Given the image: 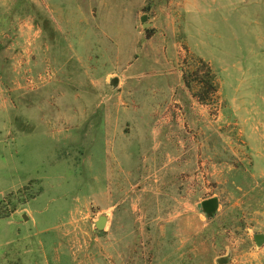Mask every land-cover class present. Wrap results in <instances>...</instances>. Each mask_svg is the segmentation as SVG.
I'll return each instance as SVG.
<instances>
[{"label":"rangeland","instance_id":"374dc122","mask_svg":"<svg viewBox=\"0 0 264 264\" xmlns=\"http://www.w3.org/2000/svg\"><path fill=\"white\" fill-rule=\"evenodd\" d=\"M261 234L264 0H0V264H264Z\"/></svg>","mask_w":264,"mask_h":264},{"label":"water","instance_id":"95a60500","mask_svg":"<svg viewBox=\"0 0 264 264\" xmlns=\"http://www.w3.org/2000/svg\"><path fill=\"white\" fill-rule=\"evenodd\" d=\"M142 21H146V17H142ZM151 24H145V27L150 26ZM118 84V80L117 78L113 79L112 81V85L117 86ZM203 209L206 211V213L208 214H212L213 212H215L218 208L219 205V201L217 198H210L207 200H204L201 203ZM28 217L26 215H24V219L26 220ZM108 222V218L106 216H101L99 217L98 221L96 222V227L99 230H103L104 227L106 226V223ZM255 241L257 243L258 246H261L264 243V235H256L255 236ZM227 262V259H222L219 261L220 264H224Z\"/></svg>","mask_w":264,"mask_h":264},{"label":"trees","instance_id":"16d2710c","mask_svg":"<svg viewBox=\"0 0 264 264\" xmlns=\"http://www.w3.org/2000/svg\"><path fill=\"white\" fill-rule=\"evenodd\" d=\"M213 80H214V76L212 75L211 70H210V87L211 88L214 87Z\"/></svg>","mask_w":264,"mask_h":264}]
</instances>
